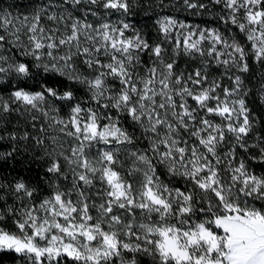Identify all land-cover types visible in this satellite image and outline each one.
Instances as JSON below:
<instances>
[{
  "label": "snow or ice",
  "instance_id": "snow-or-ice-1",
  "mask_svg": "<svg viewBox=\"0 0 264 264\" xmlns=\"http://www.w3.org/2000/svg\"><path fill=\"white\" fill-rule=\"evenodd\" d=\"M4 256L264 264V0L0 4Z\"/></svg>",
  "mask_w": 264,
  "mask_h": 264
},
{
  "label": "trees",
  "instance_id": "trees-1",
  "mask_svg": "<svg viewBox=\"0 0 264 264\" xmlns=\"http://www.w3.org/2000/svg\"><path fill=\"white\" fill-rule=\"evenodd\" d=\"M26 2V0H0V4L8 5V4H22ZM187 16V19L190 22L193 23H199L201 20H208L210 19L208 16L204 17H196V16H190L187 14H181V18H184ZM133 22L137 24L138 27L143 28L145 31L152 30V19L149 18V14L142 10V9H136V14L132 18ZM23 159V158H18ZM16 172H21L25 178H36L38 179V174H42V169L37 168L36 166H32L31 171H27V165L24 163H20L16 165L15 174ZM0 264H14V261L12 258L8 256H4L2 259H0Z\"/></svg>",
  "mask_w": 264,
  "mask_h": 264
}]
</instances>
